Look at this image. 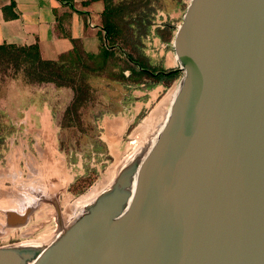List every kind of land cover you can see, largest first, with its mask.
Segmentation results:
<instances>
[{
    "label": "water",
    "instance_id": "1",
    "mask_svg": "<svg viewBox=\"0 0 264 264\" xmlns=\"http://www.w3.org/2000/svg\"><path fill=\"white\" fill-rule=\"evenodd\" d=\"M173 47L183 76L150 149L50 243L0 246V264H264V0H190ZM50 176L22 206L56 203Z\"/></svg>",
    "mask_w": 264,
    "mask_h": 264
},
{
    "label": "rangeland",
    "instance_id": "2",
    "mask_svg": "<svg viewBox=\"0 0 264 264\" xmlns=\"http://www.w3.org/2000/svg\"><path fill=\"white\" fill-rule=\"evenodd\" d=\"M189 2L151 0L148 31L133 41L139 47L136 54L141 61L164 69L180 67L175 58L173 40ZM166 27L171 29L170 32L167 33ZM157 37L160 40L154 39ZM0 76V246L33 243L40 247L50 243L62 225L67 226L80 213L89 198L110 187L127 160L135 154L144 155L147 152L168 114L171 97L183 72L170 84L161 82L158 89L143 95L145 104L132 122L127 123L120 138L116 140L119 144L111 151L106 143L108 138L102 133L104 129L97 121L116 112L117 106L112 102L118 98L114 94L121 90L122 84L95 82L98 94L94 95L92 105L81 111V120L73 125L58 123L60 152L56 160L38 159L32 154L44 148V145L41 147L30 141L28 147L25 146L28 151H22L19 142L12 141V136L18 137L20 130L19 123L14 122L18 116L17 108L27 97L23 87L26 84L20 78H15L11 70L0 73ZM147 79L144 91L149 86L147 83H153V79ZM133 99L130 94L129 101ZM29 151L31 154L28 155ZM49 175H52L51 178L59 176L62 180L63 188L56 203L38 199L35 207L22 206L28 203V192L39 186ZM20 200L24 201L19 204L21 206L7 207L14 203L16 206ZM10 208L28 210L26 221L4 226Z\"/></svg>",
    "mask_w": 264,
    "mask_h": 264
},
{
    "label": "crops",
    "instance_id": "3",
    "mask_svg": "<svg viewBox=\"0 0 264 264\" xmlns=\"http://www.w3.org/2000/svg\"><path fill=\"white\" fill-rule=\"evenodd\" d=\"M85 1L0 0V45L37 44L42 57L47 60H58L64 54L75 58H78L79 54H100L105 44V32L102 29V12L105 5L102 0L90 3ZM168 53L167 51V55ZM108 66L109 64L92 72L90 81L94 95L98 94L95 82L122 84L121 90L114 94L118 98H114L112 102L117 106L116 112L97 121L104 129L102 133L107 136L106 143L111 151L119 144L116 140L120 138L127 123L132 122L145 104L143 95L158 89L159 83H147L150 87L147 86L144 91L147 79L138 84L122 82L108 77ZM119 67L113 66L112 69L118 72ZM125 74L128 75L129 70H125ZM23 87L27 97L17 108L18 116L14 123H19L20 130L18 137L12 136V141H18L22 151H28L30 141L31 144H40L41 147L44 145V148L32 154L38 159L56 160L60 152L58 123H62L64 113L74 98V90L71 87H57L53 83L26 84ZM130 94L134 98L132 101H129ZM92 103L82 110H86Z\"/></svg>",
    "mask_w": 264,
    "mask_h": 264
},
{
    "label": "trees",
    "instance_id": "4",
    "mask_svg": "<svg viewBox=\"0 0 264 264\" xmlns=\"http://www.w3.org/2000/svg\"><path fill=\"white\" fill-rule=\"evenodd\" d=\"M93 1L98 0H86L85 3ZM102 1L105 5L102 12L105 44L98 55L79 54L78 58H75L64 54L58 60H47L42 57L37 44L0 45V73L11 70L13 76L20 78L25 84L53 83L57 87H71L74 90V98L64 113L62 123L73 125L81 120L82 109L94 99L90 76L92 72L106 67L107 64L108 77L132 84L145 82L147 78L153 79V83L170 84L181 74L179 67H152L137 57L138 46L135 42L133 44V41L148 31L152 12L151 0ZM113 66H120V70L114 71ZM125 70H129L128 75Z\"/></svg>",
    "mask_w": 264,
    "mask_h": 264
},
{
    "label": "bare ground",
    "instance_id": "5",
    "mask_svg": "<svg viewBox=\"0 0 264 264\" xmlns=\"http://www.w3.org/2000/svg\"><path fill=\"white\" fill-rule=\"evenodd\" d=\"M175 56H176V55H175ZM176 59H177V56H176ZM179 86H180V84H178L177 89L174 91V93H173V95H172V97H171L170 105H171V103H172L174 97L176 96V94H177V92H178ZM169 100H170V99H169ZM169 111H170V107H169ZM169 111H168V114H169ZM168 114H167V116L165 117V120H164L163 124L161 125L160 129L158 130V132H157V134H156V136H155V139L152 141L150 147H151V146L153 145V143L155 142V140H156V138H157V136H158V133L160 132L161 128L163 127V125H164V123H165V121H166V119H167V117H168ZM152 117H153V116H152ZM150 118H151V117H150ZM148 119H149V118H148ZM152 119H153V118H152ZM149 149H150V148H149ZM44 171H45V170H44ZM35 173H36V172H35ZM6 232H7V231H6Z\"/></svg>",
    "mask_w": 264,
    "mask_h": 264
}]
</instances>
